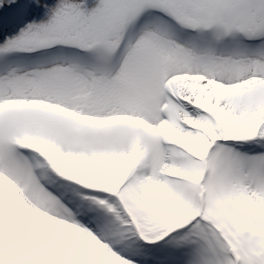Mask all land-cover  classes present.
<instances>
[{
	"label": "snow or ice",
	"instance_id": "obj_1",
	"mask_svg": "<svg viewBox=\"0 0 264 264\" xmlns=\"http://www.w3.org/2000/svg\"><path fill=\"white\" fill-rule=\"evenodd\" d=\"M0 264H264V0H0Z\"/></svg>",
	"mask_w": 264,
	"mask_h": 264
}]
</instances>
